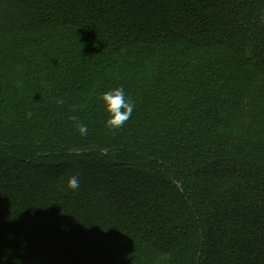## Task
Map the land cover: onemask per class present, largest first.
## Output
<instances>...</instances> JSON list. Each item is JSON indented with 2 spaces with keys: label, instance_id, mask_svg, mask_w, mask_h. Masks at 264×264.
I'll list each match as a JSON object with an SVG mask.
<instances>
[{
  "label": "trees",
  "instance_id": "trees-1",
  "mask_svg": "<svg viewBox=\"0 0 264 264\" xmlns=\"http://www.w3.org/2000/svg\"><path fill=\"white\" fill-rule=\"evenodd\" d=\"M0 257L264 264V0H0Z\"/></svg>",
  "mask_w": 264,
  "mask_h": 264
},
{
  "label": "clouds",
  "instance_id": "clouds-1",
  "mask_svg": "<svg viewBox=\"0 0 264 264\" xmlns=\"http://www.w3.org/2000/svg\"><path fill=\"white\" fill-rule=\"evenodd\" d=\"M97 99L99 100L101 107L107 113L105 126L108 128H121L133 114L135 106L129 98H126L123 87H116L102 92ZM56 103L63 104V98H58ZM71 119L74 121L76 120L75 117H71ZM75 130L79 132L81 136H86L88 134L87 126L79 122L75 124ZM67 187L71 190H79V174L71 176L67 180ZM4 259V257H0V261H3Z\"/></svg>",
  "mask_w": 264,
  "mask_h": 264
}]
</instances>
